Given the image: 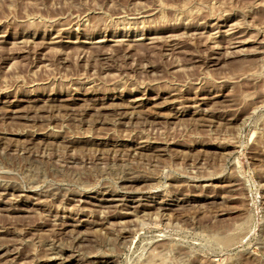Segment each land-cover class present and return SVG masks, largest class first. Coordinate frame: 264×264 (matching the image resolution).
<instances>
[{
    "label": "rangeland",
    "instance_id": "1",
    "mask_svg": "<svg viewBox=\"0 0 264 264\" xmlns=\"http://www.w3.org/2000/svg\"><path fill=\"white\" fill-rule=\"evenodd\" d=\"M0 264H264V0H0Z\"/></svg>",
    "mask_w": 264,
    "mask_h": 264
}]
</instances>
